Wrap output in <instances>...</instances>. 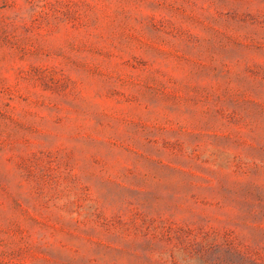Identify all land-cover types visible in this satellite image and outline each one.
<instances>
[{"label":"rangeland","instance_id":"1","mask_svg":"<svg viewBox=\"0 0 264 264\" xmlns=\"http://www.w3.org/2000/svg\"><path fill=\"white\" fill-rule=\"evenodd\" d=\"M0 264H264V0H0Z\"/></svg>","mask_w":264,"mask_h":264}]
</instances>
